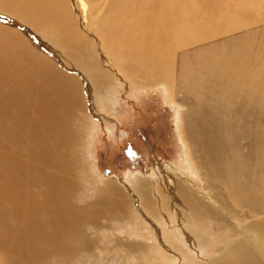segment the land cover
Listing matches in <instances>:
<instances>
[{
	"label": "rangeland",
	"instance_id": "obj_1",
	"mask_svg": "<svg viewBox=\"0 0 264 264\" xmlns=\"http://www.w3.org/2000/svg\"><path fill=\"white\" fill-rule=\"evenodd\" d=\"M107 1L103 2L104 6ZM187 1L201 16L200 23L184 38L188 40L187 45L167 46L172 51L168 85L162 83L161 74L162 81L157 85L154 77L157 75H152L153 78L148 73L137 72L129 83L116 80L95 91L91 100L80 84L78 108L71 115L66 114L68 120H64L69 130H74L73 138L64 141L68 145L64 154L71 156L68 172L58 166L60 161L56 157H50L47 163L37 160L22 163L19 159L26 156L24 150L28 144L23 141L8 144L11 151L12 145L23 150L16 157L31 168L22 178L21 189L30 192L36 202L44 199L45 179L61 178L75 185L70 192L71 206L90 211L80 221L65 224L68 233L63 251L69 255L49 249L38 264H209V260L217 256L211 253V238L217 239L216 236L206 233L207 245L193 244L199 257L183 246L177 231L167 233V239H163L161 227L156 224L164 219L160 215L146 217L156 226L155 232L150 226L152 222L148 224L136 210L138 204L130 184L140 181L147 184L150 195L151 190L157 191L158 196H152L156 205L164 198L168 209L174 205L184 212L180 202L172 203L169 192H176L179 185L191 186L180 174L201 188L199 191L195 186L193 193L206 208L203 217L211 222L213 232L216 235H219L217 231L223 232L221 240L227 239L226 235L232 240L250 235L258 239L264 249V240L255 231L256 226H264V0ZM75 3L79 25L85 26L90 19V6L85 0H75ZM215 12L226 16L219 17ZM34 44L39 49V43ZM161 47L158 59L164 61L167 56L163 53L167 48L164 43ZM234 53H239L243 59L250 58L251 70L259 72L261 78L257 79L253 90L246 91L242 81L225 94L219 81L204 84L198 90H185L180 85L183 60L192 66L193 73L195 63L192 62L211 55L221 59ZM102 63L111 71L107 62L102 60ZM3 106L5 103L0 108L2 118L12 111V107L3 111ZM11 122L12 119L7 120L5 126L2 123L0 126L12 130ZM5 143L0 142L3 153L7 148ZM228 163H231V171L237 163L249 166V170L244 171L246 176L258 180L255 185L261 203L256 204L258 208L252 213L247 208H233L230 202V190L226 191L223 184L230 177L225 167ZM233 173H237L236 170ZM66 202L63 199V204L68 205ZM155 233H159L164 245L153 240ZM2 237L0 264H8L4 252L14 240L6 241L5 236ZM184 254L189 255L188 258H184ZM258 257L264 262V254L259 250Z\"/></svg>",
	"mask_w": 264,
	"mask_h": 264
},
{
	"label": "bare ground",
	"instance_id": "obj_2",
	"mask_svg": "<svg viewBox=\"0 0 264 264\" xmlns=\"http://www.w3.org/2000/svg\"><path fill=\"white\" fill-rule=\"evenodd\" d=\"M85 2L90 6V19L81 27L75 0H0V108L2 103H5V112L12 107L7 116L2 118L0 115L3 126L12 119V130L0 126V142H6L7 146L4 150L6 155L0 150V242L4 244L2 236L6 241L14 240L10 249L4 252L8 264H38L49 249L69 255L63 251L68 233L65 224H73L90 214L89 210H76L75 205L71 206L70 192L75 185L71 186L61 178L45 179L44 199L39 202L32 198L30 192L21 189L22 178L31 168L22 163L31 160L47 163L50 157H56L60 161L58 166L65 172L69 171L71 156L64 154L68 146L64 141L73 138L74 130L71 132L64 120H68L66 114L71 115L78 108L80 84L91 100L95 91L112 82L129 83L137 72L157 75L154 76L157 85L162 80L168 85L172 74L169 71L172 51L167 46L187 45L188 40L184 38L200 23L198 18L201 17L187 0H108L105 6L103 2L106 0ZM215 13L219 17L225 15ZM206 22L209 23V19ZM34 43H39V49ZM162 43L167 48L163 53L167 56L164 61L158 59ZM242 57L234 53L221 59L213 55L198 58L192 62L195 63L193 73L190 70L192 66L183 60L180 85L185 90H198L204 84L212 85L219 81L225 94L237 88L242 81L244 89L251 91L261 77L259 72L256 74L251 70L250 58ZM101 59L107 62L111 71L105 68ZM18 141L19 144L20 141L28 144L23 159L16 157L21 147L12 145L11 151L8 145ZM7 157L13 159L10 161ZM240 165L237 163L234 169L237 173H233L231 163L226 164L230 177L226 184L222 183L226 191L227 188L230 190L228 194L233 208H247L252 213L258 208L256 204L261 203V198L257 199V194H260L255 185L258 180L254 176H246L244 171L249 170V166ZM180 177L191 186L179 185L176 192H172L168 185V190L172 203L180 202L184 212L178 211L174 205L168 209L164 198L157 203L158 209L152 198L158 196L156 190H151L153 193L150 195L146 183L137 181L130 184L138 204L136 210L144 220L149 224L152 221L146 217L156 213L160 215L164 219L156 224L161 227L163 239H167L170 232L177 231L183 246L199 257L193 244L207 245L206 233L216 236L217 239L211 238V253L217 256L213 261L209 260V264H264L258 257V250L264 254L258 239L248 235V238L232 240L225 234L227 239L221 240L224 239L221 236L223 232L217 231L219 235L213 232L211 222L203 217L206 208L198 203L199 198L193 193L195 186L199 191L201 188L183 174ZM243 187L247 190L243 191ZM63 199L68 205L63 204ZM207 199L212 201L210 197ZM231 217L236 218V215L231 214ZM150 226L157 231L153 222ZM255 231L264 240V226H256ZM153 240L164 245L159 233H155ZM36 244L39 245L34 246ZM185 255L184 258H188L189 255Z\"/></svg>",
	"mask_w": 264,
	"mask_h": 264
}]
</instances>
